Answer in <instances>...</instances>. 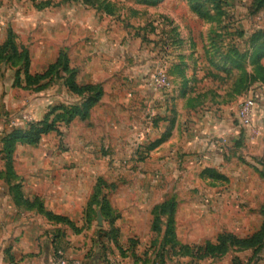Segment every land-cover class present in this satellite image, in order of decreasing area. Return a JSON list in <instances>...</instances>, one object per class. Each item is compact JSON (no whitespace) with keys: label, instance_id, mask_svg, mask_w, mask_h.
<instances>
[{"label":"rangeland","instance_id":"rangeland-1","mask_svg":"<svg viewBox=\"0 0 264 264\" xmlns=\"http://www.w3.org/2000/svg\"><path fill=\"white\" fill-rule=\"evenodd\" d=\"M63 56L68 70L27 79ZM70 77L102 88L88 117L10 143L83 101ZM254 92H264V0H0V151L22 203L51 219L45 178L62 169L98 177L103 194L137 183L155 251L171 264H264V152L252 144L261 133L238 116ZM95 107L115 124L89 130ZM15 161L40 179L34 192ZM112 174L125 181L104 179Z\"/></svg>","mask_w":264,"mask_h":264},{"label":"crops","instance_id":"crops-1","mask_svg":"<svg viewBox=\"0 0 264 264\" xmlns=\"http://www.w3.org/2000/svg\"><path fill=\"white\" fill-rule=\"evenodd\" d=\"M112 114L113 111L95 107L91 111L92 126L88 129L94 130L98 124L102 128L111 127L115 124H109ZM256 119L261 134L252 140V144L264 152V92L258 102ZM238 131V128H227L225 132L235 136ZM3 144L0 142V150ZM5 162L4 153L0 151V264H53L55 251L59 248L68 257L80 260L81 264H171L166 252L155 251L151 230L152 205L147 192L136 186L137 183L123 184L104 192L118 215L112 224L101 206H94L90 218L85 213L98 177L87 172L71 174L63 169L62 172L48 173L45 180L51 182V186L44 196L47 210L68 218L73 223L69 224L44 217L20 202L14 188L16 182L7 174ZM27 162L32 169L31 159ZM85 162L82 160L81 164ZM60 164L68 167L63 159L61 163L56 162V165ZM15 165L23 179V191L34 192L40 179L33 177L29 172L32 170L22 172L20 162L15 161ZM124 176L104 175V179L109 183L125 181L120 180Z\"/></svg>","mask_w":264,"mask_h":264},{"label":"trees","instance_id":"trees-1","mask_svg":"<svg viewBox=\"0 0 264 264\" xmlns=\"http://www.w3.org/2000/svg\"><path fill=\"white\" fill-rule=\"evenodd\" d=\"M16 52V50H15ZM64 57V56H63ZM25 72L28 73V55L25 56ZM65 61V62H63ZM63 62V63H62ZM64 65L65 70H68V63H67V58L66 56L64 59H60L56 64L51 65L48 70L45 71L43 74H37L33 78L31 76H27V79L32 81V83H40L41 80L46 79L48 76H50L53 71H55L58 66ZM68 86L73 91L74 93L83 96V101L75 106H56L52 112H50L46 118L36 124H33L31 129L24 134H20L16 131L13 132L12 134V140L10 143H13L14 141L20 139L28 142H37L42 134L48 133L52 129L55 128V122L56 120L62 119L63 121H66L67 123L71 122L74 118L79 117L81 119H86L89 115V112L91 108L100 100L102 96V88L99 85L95 84H85V85H80L77 82H75L74 78L70 77L68 80ZM61 111V112H60ZM54 114L55 118L52 120V122H49V117L50 115ZM11 147V146H10ZM5 148H9L8 142L7 144L5 143ZM100 184L103 183L102 180H98ZM100 184H97L94 189V194L92 196V202L88 204V208L91 209L89 212H87V216L89 218L92 216V212L94 210V206L98 205L101 206L103 213L105 216L110 220L112 224L117 220L118 216H114V211L112 210L110 203L106 197V195L103 194V190L99 189ZM15 191L17 196L20 199V202H22V192L20 191V186L18 184L15 185ZM95 200V201H94ZM52 218L59 220V221H64L69 224H73L68 218L55 215V214H49ZM113 231H117L115 228Z\"/></svg>","mask_w":264,"mask_h":264},{"label":"built area","instance_id":"built-area-1","mask_svg":"<svg viewBox=\"0 0 264 264\" xmlns=\"http://www.w3.org/2000/svg\"><path fill=\"white\" fill-rule=\"evenodd\" d=\"M262 94L254 92L240 104L238 116L240 123L253 132H260L256 122L257 106ZM53 264H81L80 260L68 257L64 250L59 248L55 251Z\"/></svg>","mask_w":264,"mask_h":264}]
</instances>
